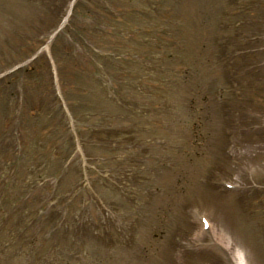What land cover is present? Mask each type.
Instances as JSON below:
<instances>
[{
  "label": "rangeland",
  "instance_id": "obj_1",
  "mask_svg": "<svg viewBox=\"0 0 264 264\" xmlns=\"http://www.w3.org/2000/svg\"><path fill=\"white\" fill-rule=\"evenodd\" d=\"M238 252L264 264V0H0V264Z\"/></svg>",
  "mask_w": 264,
  "mask_h": 264
},
{
  "label": "bare ground",
  "instance_id": "obj_2",
  "mask_svg": "<svg viewBox=\"0 0 264 264\" xmlns=\"http://www.w3.org/2000/svg\"><path fill=\"white\" fill-rule=\"evenodd\" d=\"M239 254H237L239 257H240V260H241V262H242V264H246V261L241 257V253L240 252H238Z\"/></svg>",
  "mask_w": 264,
  "mask_h": 264
}]
</instances>
